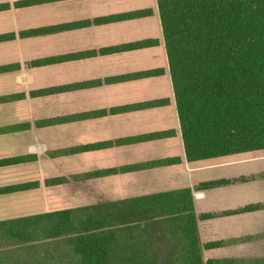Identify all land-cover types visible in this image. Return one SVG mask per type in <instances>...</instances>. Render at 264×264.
Here are the masks:
<instances>
[{
  "label": "crops",
  "instance_id": "obj_1",
  "mask_svg": "<svg viewBox=\"0 0 264 264\" xmlns=\"http://www.w3.org/2000/svg\"><path fill=\"white\" fill-rule=\"evenodd\" d=\"M185 189L204 260L264 258V151L186 160L157 0H0V222Z\"/></svg>",
  "mask_w": 264,
  "mask_h": 264
},
{
  "label": "trees",
  "instance_id": "obj_2",
  "mask_svg": "<svg viewBox=\"0 0 264 264\" xmlns=\"http://www.w3.org/2000/svg\"><path fill=\"white\" fill-rule=\"evenodd\" d=\"M157 6L186 160L264 151V0H157ZM142 200L150 208L138 216L64 210L0 222V264H264L204 260L203 250L221 243H200L193 190L136 201ZM162 240L170 250L163 258L152 251Z\"/></svg>",
  "mask_w": 264,
  "mask_h": 264
},
{
  "label": "rangeland",
  "instance_id": "obj_3",
  "mask_svg": "<svg viewBox=\"0 0 264 264\" xmlns=\"http://www.w3.org/2000/svg\"><path fill=\"white\" fill-rule=\"evenodd\" d=\"M156 247L159 250L160 248L164 249L165 246L162 243H158ZM255 249H256L255 254H261L264 256V243H262L260 246L257 245L255 247ZM165 256H167V255H165Z\"/></svg>",
  "mask_w": 264,
  "mask_h": 264
}]
</instances>
